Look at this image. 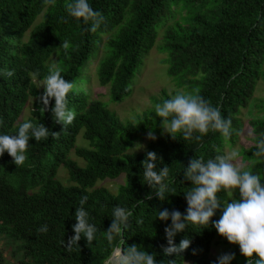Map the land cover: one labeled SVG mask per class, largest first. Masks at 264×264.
<instances>
[{"label": "trees", "instance_id": "16d2710c", "mask_svg": "<svg viewBox=\"0 0 264 264\" xmlns=\"http://www.w3.org/2000/svg\"><path fill=\"white\" fill-rule=\"evenodd\" d=\"M72 2L0 0V70L14 71L12 77L0 75V135H16L26 121L42 123L59 133L55 139L29 140L27 159L18 167L19 178L13 172L9 177L6 160L0 161V246L8 249L7 257L3 256L5 249L0 250V264H105L115 248L126 249L132 244L142 246L141 250L149 254L156 253L157 264L168 260H176V264H216L217 258L210 254L224 237L211 222L205 228L190 226L177 233L175 244L188 237L192 240L189 249L178 257L165 256L160 245H167L164 228L171 220L160 221L157 210L176 209L186 214L185 193L192 185L184 179V167L192 158L202 156L207 161L226 153V147L232 149L243 128L239 115L251 101L258 113H264V99H253L259 82L264 87V0H88L104 17L95 33L89 30L90 23L68 15L66 5ZM27 32L29 39L25 42ZM104 36L103 55L94 79L100 87L109 89L113 102L121 103L130 95L129 85L150 51L155 49L164 55L162 63L175 89L152 95L154 100L148 106L135 110L139 116L134 122L120 124L102 102L90 98V79L84 71ZM65 40L71 45L68 54L63 50L57 53ZM54 54L62 77L77 85V90L67 96L75 119L65 128L53 121L51 111L40 112L42 101L34 104L38 110L31 117L23 112L29 94L35 95L30 76L46 78L47 64ZM84 78L89 84L82 89L79 82ZM197 88L224 118L232 119L235 131L229 138L210 130L200 141H184L180 133L173 140L161 129L162 118L156 114L155 105L179 91L190 93ZM52 106L54 99L50 100ZM247 125L251 137L249 145L239 149L240 163L259 175L264 185V157L253 156L264 134V118L249 120ZM150 130L156 139L144 151L132 152L135 143ZM80 134L86 147L76 145ZM71 151L82 166L68 158ZM148 151L162 157L157 170L169 167L168 180L175 191L166 201L153 193L151 200L138 204L152 192L143 180L142 161ZM60 168L67 172L68 186L55 179ZM98 181L119 186L112 193ZM85 195L89 222L99 231L92 245L82 237L79 247L68 252L61 241L67 242L74 235L75 210ZM217 196L225 204L230 200L223 190ZM234 198H240L238 189ZM116 206L133 210L131 228L123 239L109 242L105 231ZM220 216L217 210L212 220ZM137 220L143 223L137 224ZM42 225L48 226L47 233L37 232ZM222 243L228 253H235L231 264H246L239 245L227 240ZM255 259L253 256V262Z\"/></svg>", "mask_w": 264, "mask_h": 264}, {"label": "clouds", "instance_id": "9594fccd", "mask_svg": "<svg viewBox=\"0 0 264 264\" xmlns=\"http://www.w3.org/2000/svg\"><path fill=\"white\" fill-rule=\"evenodd\" d=\"M54 2L55 0H45L46 4H54ZM66 10L69 16L77 20L82 18L85 24L90 23L89 30L93 33L104 22L103 14L94 10L88 0H73L72 3L66 5ZM28 36L29 32L23 36V41H28ZM70 47V43L65 40L56 51L59 53L63 50L67 55ZM0 75L12 77L14 71L0 70ZM37 83H42V89L37 87ZM30 84L35 90V95L29 94L28 96L27 104L29 103L30 106V114L38 110L34 104L38 105L42 101L40 112L51 111L53 121L62 124L63 128L72 124L75 119V111L68 108L67 96L69 92L77 90L75 82L65 80L61 75V69L53 64L49 67V75L46 78L31 75ZM100 88L107 89L109 94L107 87ZM31 98L35 99L34 103H31ZM52 99H54V106L50 108ZM91 100L100 101L92 98ZM107 106L109 107V104ZM155 112L162 118L161 129L173 140H176V134L180 133L184 141H200L210 130L221 133L227 139L235 131L232 128V119L224 118L219 108L211 106L210 102L200 95L198 88L193 89L190 93L178 92L170 99L156 104ZM115 117L120 124L126 122L122 121L118 115ZM58 136V132L51 131L44 124L34 125L30 121L22 123L16 135H0V161L6 160V164L10 168L8 176L10 177L13 172L15 178L20 177H18V167L23 165L27 159L25 153L31 138L40 142L49 139V137L55 139ZM79 137L82 139L81 134L77 139ZM148 138L156 139L151 130L148 132ZM135 148L140 150L143 145L137 144ZM72 152L68 155L71 161L73 160L70 156L74 155ZM239 156V149L234 147L231 151L217 154L207 161L202 156L192 158L187 167H184V179L190 181L192 185L191 189L185 193L188 204L186 214H182L176 209L157 210L160 221L171 220V224L164 228L167 245H160L165 256L175 254L178 257L189 249L192 240L188 237L181 239L178 245L175 244L174 237L177 233L185 231L190 226L199 225L205 228L211 222L221 237L226 238L230 244L239 245L241 254L247 258L246 264H264V185H262L259 175L246 170L244 165L238 162ZM253 156L264 157V134H261V138L257 142V151L253 153ZM157 161H162V157L153 151H148L146 158L142 161L143 180L152 189V192L148 193L144 200H138V204H144L145 200H151L153 193L160 201H166L168 194L175 191L170 187L171 182L168 180L169 167L164 166L157 170ZM77 166L80 165L77 164ZM61 171L67 175L66 170L60 168L58 177L55 176V179H60ZM64 185H69L68 176L67 183ZM236 189L239 190V199L234 198ZM222 190L230 197L226 204L222 203L217 196V193ZM87 199L86 195L83 196L79 202L80 207L75 210L76 223L72 226L74 235L69 237L67 242L61 241L68 252L73 251L74 246L79 247L78 242L82 237L86 239L88 246L92 245L96 239V233L99 231L96 225L89 222L90 213L84 208ZM217 210H220L221 216L219 220H212ZM132 216L133 210L120 206L114 207L111 224L105 231L107 241L112 242L115 238L123 239L124 233L131 228L130 218ZM136 223L141 224L143 221L137 220ZM47 231V225H42L37 229L38 233H47ZM141 248L142 246L136 244H132L126 249L115 248L105 264H157L156 253L149 254ZM193 254H196L195 250H193ZM253 256L256 257L254 262ZM234 258L235 253H222L217 257L216 264H231ZM159 264H176V260L160 261Z\"/></svg>", "mask_w": 264, "mask_h": 264}, {"label": "rangeland", "instance_id": "374dc122", "mask_svg": "<svg viewBox=\"0 0 264 264\" xmlns=\"http://www.w3.org/2000/svg\"><path fill=\"white\" fill-rule=\"evenodd\" d=\"M159 28L156 30L158 32ZM106 37H102L101 42L98 45L96 55H92V57L89 59V63L87 68H85L84 74L87 76V78H84L82 81L79 82L80 88H87L89 84V89L91 92V98L92 99H98L100 101H103L102 103L109 109H112L113 111H110L122 120L126 122H134L136 118L139 116L136 111H140L144 109L146 106H148L149 101L154 98H151L152 95L158 93L160 90L165 89L169 92L174 90V85L171 82L166 69V65L162 63V60L164 58L163 54H159L156 52L155 49L150 51V53L146 56V59L141 61L139 67L137 68V71L134 75L133 80L131 81L129 87L131 89L130 95L123 100L122 103H115L111 100L107 89H101L99 85L97 84L95 77V70L99 60L102 58L103 55V45L105 42ZM160 39V37H159ZM158 39V40H159ZM95 56V57H94ZM57 56L56 54L51 56V59L48 63V66L51 67V65L55 64L57 67ZM165 71V72H164ZM42 83H37V87L42 89ZM180 92V91H179ZM109 97V98H108ZM253 99L256 100H262L264 99V87L261 82H259L256 91L254 93ZM31 103L35 102L34 98L30 99ZM109 104V107L107 106ZM24 115L28 117L30 115V106L29 103L23 110ZM240 122L242 123V130L239 134L237 142L234 144L233 148L240 149L243 146H248L249 138L251 137V129L249 125H247L249 120L252 119H261L264 118V113H258L256 107H254L253 102L251 101L250 104H248V107L241 110V113L239 115ZM249 127V128H248ZM152 141V139L148 138V134H146L143 139L140 141H137L134 145V148L131 149L132 152H139L144 151L147 144ZM137 144L143 145L142 149L135 148ZM77 145L86 147L87 143L82 140L80 137L77 139ZM232 148V149H233ZM232 149H228V147L225 148L226 152L231 151ZM71 159L75 161L77 164L82 166V162L77 159L74 155L71 154ZM238 162L240 163V158H238ZM59 178L63 182V184L67 183V175L64 173V171H61L59 173ZM119 183H122V181H118ZM101 186L107 188L110 190V192L115 193L119 184L116 182H100L98 183ZM224 240H227L226 238H223L222 240H219V245H215L212 249V253L210 255L211 258H217L222 253H228L227 247L223 245L222 242ZM2 242H0V245ZM5 249V250H4ZM0 250H4L3 256H8V249L5 248L3 245L0 246Z\"/></svg>", "mask_w": 264, "mask_h": 264}]
</instances>
